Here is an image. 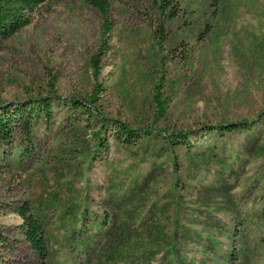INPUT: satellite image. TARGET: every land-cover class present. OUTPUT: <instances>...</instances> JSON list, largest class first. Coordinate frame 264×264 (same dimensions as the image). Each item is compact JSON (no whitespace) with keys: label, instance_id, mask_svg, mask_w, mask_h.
I'll use <instances>...</instances> for the list:
<instances>
[{"label":"rangeland","instance_id":"rangeland-1","mask_svg":"<svg viewBox=\"0 0 264 264\" xmlns=\"http://www.w3.org/2000/svg\"><path fill=\"white\" fill-rule=\"evenodd\" d=\"M108 1L105 132L78 107L95 92L101 34L88 0H49L0 49V103L55 98L50 119L0 142L1 264H264V0H182L177 18L154 0ZM157 93L168 104L159 118ZM242 120L251 130L202 132ZM117 121L190 131L191 146H127ZM99 130L106 146H95ZM25 206L44 258L23 236Z\"/></svg>","mask_w":264,"mask_h":264},{"label":"trees","instance_id":"trees-1","mask_svg":"<svg viewBox=\"0 0 264 264\" xmlns=\"http://www.w3.org/2000/svg\"><path fill=\"white\" fill-rule=\"evenodd\" d=\"M48 1L49 0H0V49L4 42L30 25L33 13ZM88 1L98 11L101 17V34L98 49L90 58V66L95 79V92L91 94L88 100L82 101L81 105L78 107L83 108L88 115H99L100 130L103 129V132H105L104 130L110 123V119L99 114L96 104L99 101L100 94H102L104 90L103 84L99 82V78L104 68V59L111 49L114 21L111 13V5L108 0ZM154 2L158 5L162 13H167V17L177 18L179 16L182 0H154ZM161 42L162 40L160 39L159 44ZM182 56L184 60L189 61L190 56L188 54L183 53ZM53 88L55 90L54 84ZM157 88H160V85H158ZM53 96L39 97L34 99V101L31 99L24 105H18V103L4 105L0 103V142H9L17 129L30 132L33 126L37 124L42 117H44V119H50L53 113L52 102L55 100ZM154 101L157 106V117L159 118L166 111L168 104L167 101L162 99L159 93L155 96ZM252 123V121L248 120L223 122L213 125V127L205 126L202 132L203 134L214 132L225 135L239 130L249 131L252 128ZM115 125L116 131L114 137L127 146L134 145L138 141L148 137L156 138L158 136L162 139H169L172 145L191 146L189 138L192 132L190 131L167 134L165 130H158L155 128L134 129L126 122L122 123L117 121ZM100 130L96 133V147L106 146L104 143V135H102ZM227 177L228 176L223 178L218 184L219 190H222L220 186L222 188L221 184L227 181ZM18 213L23 221L21 229L24 238L37 254L43 258L46 257L48 254L46 237L37 216L26 206L18 209ZM4 241V236L0 235V246H2Z\"/></svg>","mask_w":264,"mask_h":264}]
</instances>
